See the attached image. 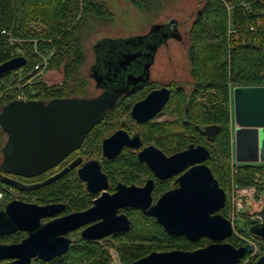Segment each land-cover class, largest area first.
<instances>
[{
	"label": "water",
	"instance_id": "water-1",
	"mask_svg": "<svg viewBox=\"0 0 264 264\" xmlns=\"http://www.w3.org/2000/svg\"><path fill=\"white\" fill-rule=\"evenodd\" d=\"M200 13L198 10L197 14ZM178 22L171 18L152 24L140 35L104 37L93 45L94 63L88 76L97 88L104 91L95 97L52 98L42 100H11L0 108V130L6 135L0 147L1 167L22 176H34L53 167L65 156L78 149L90 130L104 114L112 109L118 97L147 84L150 66L158 47L169 38L181 39ZM22 55L0 63V77L24 66ZM170 91L166 86L150 91L131 107L130 116L136 123L153 118L167 102ZM234 128V158L237 163L264 162V85L234 86L232 88ZM210 139L219 125L196 126ZM123 131L103 140V155L114 156L122 146L138 148L133 142L138 134L128 138ZM203 153V156H196ZM206 155L203 146L190 145L187 149L165 156L152 145L138 153L141 161L160 179L177 175V188L165 191L152 203L153 180L143 186L117 184L114 193L105 191L107 178L97 160H87L78 170L80 180L86 182L91 193L100 192L88 209L54 218L45 224L39 219L54 215L62 206L21 204L8 205L0 212V234L17 229L27 236L17 245H0V260L14 258L1 264H30L38 258L51 261L64 254L70 244L65 234L86 226L81 235L86 240L100 239L129 227L130 220L120 208L131 207L152 216L170 234H179L195 242L207 238L210 242L193 250L172 249L151 251L129 264H238L250 253V244L234 246L226 241L233 233L230 220L218 211L225 206L226 193L206 165L194 166ZM77 162L70 164L73 167ZM68 168L51 177L53 180ZM10 206V207H9ZM249 232L264 239V219L252 223ZM113 264V263H108ZM252 264H264V252Z\"/></svg>",
	"mask_w": 264,
	"mask_h": 264
},
{
	"label": "trees",
	"instance_id": "trees-1",
	"mask_svg": "<svg viewBox=\"0 0 264 264\" xmlns=\"http://www.w3.org/2000/svg\"><path fill=\"white\" fill-rule=\"evenodd\" d=\"M106 16L110 14L107 13L105 4L95 0H0V63L17 55L26 58L24 66L0 77L1 103L7 104L13 100L20 89L28 95V98L35 97L32 89L39 91L38 95L43 92V95L45 94L44 96L49 99L64 98L70 94L81 96L86 80L79 74L78 68L84 62L85 55L76 30L85 19H105ZM231 26L235 28V33H228V28ZM250 26L253 29H250ZM2 30L22 41L11 44L7 36L1 34ZM189 38L191 46L188 56L191 73L196 87H203L207 93L204 114L199 120L201 124L215 123L220 126L216 139L220 144L215 152L223 155L224 160L222 167L218 166L215 171L222 179L221 184H224L230 181L232 169L229 162L231 89L234 86L264 85V0H205L200 13L190 26ZM18 48L24 50L23 54L16 53ZM35 49L39 52H45L46 49L52 51L46 67L54 69L62 65L64 74L62 84L47 85L36 78L33 83L6 89V79L11 73L20 69L30 70L41 61ZM17 83L21 81L13 82V84ZM198 92L195 90L187 103L192 111L199 110L200 102H197L200 98L194 96ZM148 124L153 134L158 126H166ZM191 130L196 132L192 124ZM181 143L177 141L171 148L175 149ZM234 165L237 167L233 176L236 185L255 184L253 173L254 170H260L261 166ZM225 210L227 211L228 207H225ZM242 222L238 226L239 230L247 235V222L246 220ZM122 235L126 243L135 246L126 253H120L123 264H129L153 250L170 248L188 250L208 240L200 238L192 242L184 236L168 234L148 215H143L141 230L130 228ZM227 241L236 247L242 244L233 234L227 238ZM263 252L264 248L249 264H252ZM75 253L81 252L77 249ZM36 262L45 263L40 259Z\"/></svg>",
	"mask_w": 264,
	"mask_h": 264
},
{
	"label": "rangeland",
	"instance_id": "rangeland-1",
	"mask_svg": "<svg viewBox=\"0 0 264 264\" xmlns=\"http://www.w3.org/2000/svg\"><path fill=\"white\" fill-rule=\"evenodd\" d=\"M97 2H103L105 4V9L110 16H106V18H96V19H85L76 30V34L80 37L83 54L85 55L84 62L79 66L78 72L79 74L85 78L86 83L83 91L81 92V96H74L70 94L67 97H95L100 94L101 90L95 86V82L88 76V70L92 63H94V52L93 45L94 43L104 37H122L126 38L128 36L140 35L146 33L152 24H157L164 22L167 19H175L179 24V32L181 33V39H170L166 45L161 46L157 54L155 56V61L150 69V78H149V89L150 87L160 86L163 84H171L177 83L180 86H185L189 84H195L194 78L191 73V64L188 56L189 48L191 46L190 38H189V29L195 20V15L199 9L204 5L205 0H95ZM7 32V31H6ZM6 35V33H1ZM10 41L11 44L14 42L20 43L21 39H16L12 37ZM22 48V47H21ZM18 48L16 49V53L23 54L24 50ZM38 56L41 58L40 62H37L34 67L30 70L21 69L22 75L20 78L16 77L13 79V73L6 79L7 86L6 89L20 87L21 85L33 83L36 78L37 80L44 81L47 85H56L59 86L63 81V70L62 65L59 68L47 69V61L48 58L52 55V51L46 49L45 52H39L35 49ZM36 65L38 67L36 68ZM54 75L58 76L56 81H52L51 77ZM27 76V77H26ZM26 77V78H25ZM16 80L21 81V83L13 84ZM3 84V83H2ZM232 90V89H231ZM31 91V90H30ZM145 91V92H146ZM191 91V90H190ZM36 89H32V94L35 97L28 98V95L25 94L23 90L20 89L18 93L15 95L14 99L17 98L18 94L23 93L27 99L33 100H42L44 102H48L50 99L43 95V92L39 95L37 94ZM144 92V93H145ZM189 91L186 92V94ZM232 92V91H231ZM30 93V92H29ZM143 93V94H144ZM142 94H140L137 98L139 99ZM136 94L132 95V97L128 99L120 101L118 106L110 113L107 114V120L102 121V126L94 127L92 132L85 139L82 147L80 148L81 154L84 160L88 159H98L101 160V152L99 147V142L101 138L106 133H111L116 127H118L122 121L125 122L129 128V132L132 131L130 127H135L134 121L131 119L130 111L131 106L135 101ZM13 99V100H14ZM17 100V99H16ZM173 102L169 106L171 110L179 108L181 111V105H175L176 98L172 99ZM195 102L199 103L203 102V99H198ZM5 105L0 101V108ZM194 108V107H193ZM199 110H190L191 119H195L196 123L201 124L199 118L204 114L203 109L204 106H199ZM231 117L230 118V158L229 162L232 165L230 181L222 184L224 187L225 193H227L226 189L230 194L227 203H225V207H228L226 211V217L232 207H238L240 205V209L237 211V219L233 222V235L239 238L242 242L241 245L246 241L249 243L252 242L253 246H255L256 252L249 259L246 260L243 264H249L251 260L264 248V240L261 238H252L249 235L243 234L240 232L239 227L243 220H246V230H248V225L250 223L249 217L255 212L253 210H260L264 214V162H256V163H237L234 158V128L235 124L233 121V102L231 103ZM167 118L166 115H161L160 119ZM156 123V122H149ZM158 124V123H156ZM165 124V123H159ZM149 124H144L142 127V134L144 137V145L151 142L153 138V132L149 130ZM173 126H179L177 122L173 123ZM166 133H174V139L177 141H181V147H184L188 143V139L184 140V138L178 137L176 133L178 129L164 126L162 127ZM192 131V130H191ZM193 132V131H192ZM191 132V133H192ZM192 134H196L192 133ZM218 136V134H217ZM213 142L212 146L214 150L219 148V140ZM6 140V135L3 133L1 137L0 147L4 144ZM216 147V148H215ZM1 155V154H0ZM222 160H224V156L221 155ZM1 161V156H0ZM223 162V161H222ZM234 164H251L261 166L260 170H254L253 177L255 184L252 185H242L238 186L235 183V178H233L236 173V165ZM83 185H78L72 183L68 189H65L62 196L65 199L69 200L70 205L73 204L71 200L72 194L75 193L77 189H81ZM249 187L253 189L252 195H246L243 193L242 189ZM163 189V187H161ZM239 189V190H238ZM157 193H155V196ZM33 197L41 198L39 194H31ZM55 196V194H52ZM74 205V204H73ZM253 208H252V206ZM125 213V212H123ZM128 216L135 215L136 220H139L141 215L136 210L125 213ZM243 219V220H242ZM240 222V223H239ZM143 227L142 224H135L133 228L135 230H141ZM79 231L69 232L68 236L73 241L75 239H79L80 229ZM251 235V234H250ZM123 235L120 236H109L103 238L102 240L97 241L98 243L92 245H79L74 244L72 246V250H69L68 254L65 255L62 259H54L50 262L38 263L36 262L38 259L33 260L31 264H123L121 261V252L126 253L134 248V245L126 243ZM227 241V239H226ZM210 240H207L202 244V242L195 246L194 248L188 249L193 250L198 247H202L207 245ZM240 246V245H239ZM80 250V254L75 253L76 250ZM180 249V248H173ZM167 250H172L167 249ZM186 250V249H183ZM153 251H165V250H153ZM150 253V252H149ZM247 255V254H246ZM245 255V256H246ZM68 259H67V258ZM71 257V260H70ZM256 259V258H255ZM254 259V260H255ZM254 262V261H253ZM242 263V262H240Z\"/></svg>",
	"mask_w": 264,
	"mask_h": 264
},
{
	"label": "flooded vegetation",
	"instance_id": "flooded-vegetation-1",
	"mask_svg": "<svg viewBox=\"0 0 264 264\" xmlns=\"http://www.w3.org/2000/svg\"><path fill=\"white\" fill-rule=\"evenodd\" d=\"M197 15L198 14L196 13L195 17H197ZM170 39H175V38L167 39L164 42V44H161L158 47V49L161 46L166 45ZM158 49H157V51H158ZM157 51H156V54H157ZM156 54H155V56H156ZM154 61H155V57H154ZM151 66H150V69H151ZM148 83H149V80H148L147 84H145L144 86L136 88L135 90H133L130 93H124L123 92L118 97L114 107L112 109L108 110L104 114V116L101 118V120L98 123H96L94 126V127H97V129H98V127L102 126L101 122L102 121L104 122L107 120V117H106L107 114L112 112L118 106L120 101L122 102V100L130 98L134 94H136L135 101H134V103H136V102L142 100L150 91L155 90V89H159L162 86H166L170 91V95H169L167 102L164 104V106L161 108V110H159L156 113V115L153 118H151L150 120L143 122V123H136L135 120L131 118L134 121L135 127L134 126L130 127L132 129V131H130V132L128 130L129 127L127 125H125L124 121H122L121 124L118 127H116V129H114L109 134L106 133L101 138L98 145L100 147V152H101L102 157H101V160H98V159H94V160H97L100 163L101 170L106 175L107 188L105 189V191L110 193V194L114 193L116 190L115 187L119 183L125 184V185L143 186L147 180L152 179L153 180L152 203H154L156 201V199L162 193L178 187V185H179V183L177 182L178 176L183 174L192 165H187L183 170H181L179 173H177V175H172V176L160 179L159 177L155 176V174L150 170V168L145 164V162L141 161L138 157L139 151H141L143 149V147L147 146V145H152L155 148H158L167 157L187 149L190 145H193V146L200 145V146L205 147L207 149V151L209 152V155H206L204 158H202L201 161L196 162L193 165L194 166H198V165L208 166L210 168L213 176L217 179L219 186L224 189V187L221 184L222 179H220V177L217 175V173L215 171V169L218 166L222 167V157H221L220 153L215 152V150L212 146L213 142L215 141L217 134L219 133L220 126H219V129L217 130V132L213 135L212 139H210L208 134L201 133L199 131V129L196 128V126L200 127L203 125H210V124H215V123H209V124H198V123H196L195 121H193L191 119V117H190V106L187 105V103L190 100V97L193 95L195 90H198L199 92L195 93L194 96L199 97L200 99H203V102L200 101L199 105L205 107L206 103H207L206 90L203 87H196V85L194 83L189 84V85H185V86H180L177 83H171L168 85L163 84L160 86L150 87L146 91L145 90L146 87L147 86L149 87ZM99 89L101 90V92H100V94H101L104 91V89L103 88L102 89L99 88ZM187 91H189V92L186 94ZM140 94H142V95L138 99L137 97ZM175 98H176L175 105L180 104L181 109H182L181 111L178 108H176L174 111V110H171L169 107L173 102L172 99H175ZM29 100H33V99H29ZM232 102H233V100H232ZM161 115H166L167 118L160 119ZM149 122H156L158 124L159 123H165V125L168 127L178 129V132L176 133V135L178 137L184 138V140L187 137L188 143L184 147H181V145H180L179 147H177L175 149L171 148V146L177 142V140L174 139V133H172V134L166 133L164 131V129H162L161 126H158V129L154 132V135H153L151 142L144 145V143H143L144 137L142 134V127L144 124H147ZM174 122H177L179 124V126H176V127L173 126ZM191 124L193 125V127L196 131V134H192L195 132L191 131ZM216 125H218V124H216ZM120 130H122L124 133H127V135L129 136L128 137L129 139L132 138L133 136H135L136 134H138L137 139L134 138L133 142L140 140L141 141L140 146H138V148L122 146V148L120 149V151L116 155L110 156V157L104 156L103 155V145H102L103 140L107 137H110L111 135H113L116 132H119V134H120ZM123 132L121 133L122 136L125 135ZM2 135H3V133L0 130V143H1ZM83 143H82V145H83ZM82 145L78 149L72 151L67 156H65L62 160H60L53 167L43 171L40 174L34 175V176H22L19 174H15V173L5 171L1 167L3 154L0 151V154H1L0 155L1 156V161H0V212H6V209L8 208V205H10V204H12L14 206V208H18V207L22 206V205H18L19 203H21V204H36L39 206H44V205H58V207L62 206L61 209H59L54 215L41 217L39 219V224L43 225L46 222H48L54 218H60V217H63L65 215H68L70 213L83 211V210L88 209L90 206H92L94 199L99 196L100 192H98L96 194L91 193L87 189L86 182L80 180V178H79L78 170L87 161V160H84L82 156H80V154H81L80 148L82 147ZM203 155H204L203 153H198L196 156L199 157V156H203ZM88 160H90V159H88ZM73 162H77V164H75L73 167H70V164H72ZM65 168H68V169L64 174L59 175L58 177L54 178L51 181H48L51 177H53L54 175L63 171ZM75 182H76V184H78V185L80 184L83 186L81 187V189H77L75 191V193L72 194L71 200L73 201L74 205L73 204L70 205L69 200L65 199L62 196V193H64L65 189H68L69 186ZM161 187H163V189H161ZM225 189L227 191L225 203H227L230 194L228 192V189L227 188H225ZM155 192L157 193L156 196H155ZM36 193L39 194L41 196V198L31 196V194H36ZM52 194H55V196H52ZM133 210H136L141 215H145L141 210L131 208V207L120 208L117 211V214L123 213V212L128 214V212H131ZM218 213H220L223 217L227 218L225 208H222L220 211H218ZM132 216H133V218L131 216L127 215L128 219L130 220V224L126 230L117 231V232L112 233L110 235H107L103 238H106L109 236L110 237L111 236H114V237L120 236V235L124 234L127 230H129L130 228H133V226L135 224H137V225L142 224L143 216H140L139 220H136L135 215H132ZM153 219H154V221H156L155 218H153ZM96 221L97 220L93 221L92 223H94ZM92 223H90V224H92ZM242 223L243 222H241V224ZM90 224H85V225L80 226L77 229L69 231V232L79 231L78 229H80V233H79L80 238L79 239H75L72 241L68 236L69 232H67L65 234V236L67 238H69V240H70V244H69L67 251L64 254H62L61 256L53 258L51 261H53L56 258L62 259L65 255L68 254L69 250H72V246H74V244H76V245L77 244H79V245H81V244L82 245L83 244L84 245H92V244L98 243L97 241L102 240L103 238L86 240L82 237V235H81L82 230ZM167 233L170 234L169 232H167ZM27 234H28L27 231L20 230V229H17L15 231H12L9 233H2V234H0V245L1 244L17 245V244L22 242V240L27 236ZM171 235H179V234H171ZM36 259H38V258L32 259L31 262L33 260H36ZM13 260H15V259L14 258L2 259V260H0V264L1 263H9V262H12ZM31 262H30V264H31ZM45 262H50V261H45Z\"/></svg>",
	"mask_w": 264,
	"mask_h": 264
},
{
	"label": "built area",
	"instance_id": "built-area-1",
	"mask_svg": "<svg viewBox=\"0 0 264 264\" xmlns=\"http://www.w3.org/2000/svg\"><path fill=\"white\" fill-rule=\"evenodd\" d=\"M250 29H253V27L250 26ZM1 33H6L7 39H8L9 41L12 40V38H11L9 32H6L5 30H2ZM228 33H235V28H233L232 26L229 27V28H228ZM37 67H38V65H36V68H37ZM20 70H21V69H20ZM20 70H17V71H15V72H13V76H12L13 79L16 78V77H18V78L21 77L22 72H20ZM51 80L54 81V80H53V77L51 78ZM16 99H17V100H28V99L25 97V95H24L23 93L18 94V96H17ZM16 99H14V100H16ZM238 190H239V189H238ZM242 191H243V193L246 194V195H252V193H253V189H252V188H249V187H246V188L242 189ZM251 206H252V205H251ZM240 208H241L240 205H238V207H232L231 210H230V212H229V214H228L227 219L230 220L231 225H232V228H233V222L237 219V211H238ZM252 208H253V206H252ZM253 209H254V208H253ZM253 212H255V214H253V215H251V216L249 217V219H250V223H249V225H248V230H247V233H248V234H247V235L251 236L252 238H258V237H255L254 235H252V234L249 232V226H250L252 223H259V222H262L263 219H264V214H263L260 210H253ZM246 227H247V225H246ZM233 231H234V228H233ZM250 234H251V235H250ZM247 243L251 245L252 250H251L250 253H248V254L246 255L245 259H244V258L241 259L240 262H242V263L239 262L238 264H243L246 260H249V259L255 254V252H256L255 246H253L252 242L249 243V241H246V239H245V242L243 243V245H244V244H247Z\"/></svg>",
	"mask_w": 264,
	"mask_h": 264
},
{
	"label": "crops",
	"instance_id": "crops-1",
	"mask_svg": "<svg viewBox=\"0 0 264 264\" xmlns=\"http://www.w3.org/2000/svg\"><path fill=\"white\" fill-rule=\"evenodd\" d=\"M57 79H58V76L54 75L53 80L56 81Z\"/></svg>",
	"mask_w": 264,
	"mask_h": 264
},
{
	"label": "bare ground",
	"instance_id": "bare-ground-1",
	"mask_svg": "<svg viewBox=\"0 0 264 264\" xmlns=\"http://www.w3.org/2000/svg\"><path fill=\"white\" fill-rule=\"evenodd\" d=\"M52 78V77H51Z\"/></svg>",
	"mask_w": 264,
	"mask_h": 264
}]
</instances>
